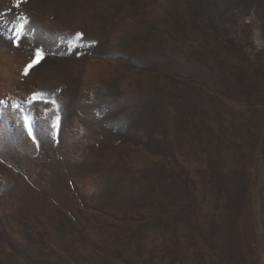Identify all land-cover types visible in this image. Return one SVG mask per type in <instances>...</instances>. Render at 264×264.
<instances>
[{
    "label": "rangeland",
    "instance_id": "374dc122",
    "mask_svg": "<svg viewBox=\"0 0 264 264\" xmlns=\"http://www.w3.org/2000/svg\"><path fill=\"white\" fill-rule=\"evenodd\" d=\"M15 3L0 264H264V0Z\"/></svg>",
    "mask_w": 264,
    "mask_h": 264
},
{
    "label": "snow or ice",
    "instance_id": "6c2138e0",
    "mask_svg": "<svg viewBox=\"0 0 264 264\" xmlns=\"http://www.w3.org/2000/svg\"><path fill=\"white\" fill-rule=\"evenodd\" d=\"M19 3H20V0H16V3L14 4L15 7H18L19 6ZM18 21L19 23L16 24L15 28H14V40H13V43H16L18 42L22 36H24L26 33H25V28H26V25L28 24V18L24 15H21L20 17H18ZM81 36L82 34L81 33H76L75 36L71 37L68 39L67 43L70 45V46H75L76 45V42L79 41L81 39ZM40 57V52L37 51V58ZM37 62V61H34V63ZM26 74V73H25ZM41 95L39 93H34L32 95V97L28 100V103H32L33 101H36L38 99H41ZM5 101L3 100H0V104H4ZM12 108H18L19 106L15 103H13L11 105ZM29 135H31V131H29Z\"/></svg>",
    "mask_w": 264,
    "mask_h": 264
}]
</instances>
